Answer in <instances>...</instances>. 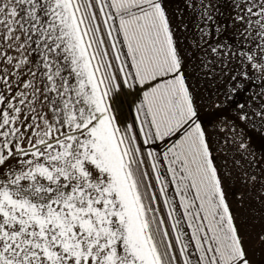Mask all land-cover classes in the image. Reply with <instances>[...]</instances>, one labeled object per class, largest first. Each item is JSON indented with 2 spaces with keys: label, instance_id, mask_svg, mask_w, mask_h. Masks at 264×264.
Masks as SVG:
<instances>
[{
  "label": "snow or ice",
  "instance_id": "snow-or-ice-1",
  "mask_svg": "<svg viewBox=\"0 0 264 264\" xmlns=\"http://www.w3.org/2000/svg\"><path fill=\"white\" fill-rule=\"evenodd\" d=\"M0 264H264V0H0Z\"/></svg>",
  "mask_w": 264,
  "mask_h": 264
}]
</instances>
